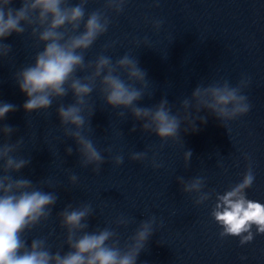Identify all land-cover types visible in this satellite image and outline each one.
Returning a JSON list of instances; mask_svg holds the SVG:
<instances>
[{"label":"clouds","instance_id":"obj_1","mask_svg":"<svg viewBox=\"0 0 264 264\" xmlns=\"http://www.w3.org/2000/svg\"><path fill=\"white\" fill-rule=\"evenodd\" d=\"M128 2L103 0L100 8L87 12L89 0H78L75 5L70 0H20L19 8L12 6L13 0H0V61L12 51V46L4 40L14 33L22 35L30 29L36 46L43 45L33 63L14 73L20 91L27 97L23 110L27 114L47 111L54 100H62L71 93L73 102L60 103L56 115L64 137L75 142L80 166H91L95 173H99L106 162L103 152L109 153L111 163L117 167L123 164L124 156L122 153L112 155L111 146L102 152L90 138L91 118L95 113L90 97L94 91L98 90L108 107L121 109L118 116L130 114L140 122L143 132L159 138L161 148L169 141L180 142L182 125H185L184 133L199 131L197 121L206 124L211 115L227 129L230 122L247 115L252 108L244 94L250 84V77L245 75L235 86L225 79L207 85L198 83L191 95L180 101V110L174 113L167 97H162L152 107L139 106L151 93L148 92V74L136 57L125 53L113 61L111 56L101 53L94 60L86 61L85 52L108 31L113 15L123 13ZM163 23L162 19L152 20L153 30L159 31ZM114 45L115 42L105 44L104 51ZM14 111L15 105L0 103V121ZM202 111L207 114L200 115ZM15 131L9 125L0 124V264H137L140 253L155 233L156 217L141 220L135 232L121 245L117 229L127 227L129 219L120 215L113 222L115 228L88 231V220L94 212L91 203L75 208L67 204L58 213L60 225L66 230L67 252H52L46 238L27 243L25 234L48 220L58 196L37 187L30 179L13 177V173L21 172L31 163V157L25 159L16 155L24 141L20 137L10 142ZM130 131H136L135 125ZM73 151L71 146L65 149L67 155H72ZM192 155L190 149L184 152L185 167ZM130 159L145 161L148 152H133ZM150 163L154 169L163 166L155 152ZM78 179L75 174L69 176L73 185ZM254 180L249 166L239 183L222 194H215L211 216L222 229L221 238L239 237L240 244L244 245L253 240V226L256 234H264V204L246 195ZM177 181L184 193L194 195L196 205L209 200L213 194L204 191L206 181L202 176L189 180L177 177ZM40 183L54 186L50 179Z\"/></svg>","mask_w":264,"mask_h":264}]
</instances>
